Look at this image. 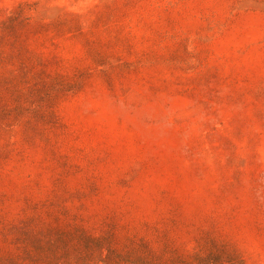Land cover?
Instances as JSON below:
<instances>
[{
	"label": "rangeland",
	"instance_id": "rangeland-1",
	"mask_svg": "<svg viewBox=\"0 0 264 264\" xmlns=\"http://www.w3.org/2000/svg\"><path fill=\"white\" fill-rule=\"evenodd\" d=\"M0 264H264V0H0Z\"/></svg>",
	"mask_w": 264,
	"mask_h": 264
}]
</instances>
